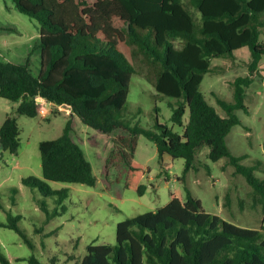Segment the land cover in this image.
<instances>
[{"label":"trees","instance_id":"1","mask_svg":"<svg viewBox=\"0 0 264 264\" xmlns=\"http://www.w3.org/2000/svg\"><path fill=\"white\" fill-rule=\"evenodd\" d=\"M10 1L40 27L23 60H0V97L18 103L15 113L30 118L46 104L67 106L72 113L60 137L39 144L43 180L24 179L25 185L58 195L59 201L68 191L52 190L48 182L96 185L81 147L79 119L98 133L116 134L101 182L118 196L124 190L140 196L147 192L142 180L148 170L134 159L137 138L145 136L161 160L184 159L179 180L195 169L197 154L205 147L212 162L227 159L252 187L264 214V179L255 175L262 162L245 166L244 157L234 156L227 145L228 135L240 124L237 112L248 113L246 88L264 57V0ZM243 49L250 53V75L234 82L233 102L217 97L224 117L200 87L212 59L234 58ZM134 64L144 69L156 96L177 100L171 121L181 134L158 118L155 130L132 126L124 118L132 77L138 73ZM20 132L17 119L8 116L0 128V147L16 154ZM8 220L0 226L19 231L18 219L9 213ZM29 263L40 264L34 256ZM0 264H12L1 251ZM79 264H264V225L237 226L207 213L190 192L186 197L172 192L166 206L118 223L114 245L87 246Z\"/></svg>","mask_w":264,"mask_h":264},{"label":"rangeland","instance_id":"2","mask_svg":"<svg viewBox=\"0 0 264 264\" xmlns=\"http://www.w3.org/2000/svg\"><path fill=\"white\" fill-rule=\"evenodd\" d=\"M39 27L37 20L17 12L10 0H0V60H23L26 47L38 38ZM260 38L264 42V29ZM250 61L248 49L238 51L234 58L212 59V70L205 75L200 91L220 115L225 117L226 113L217 97L233 102L234 82L250 75ZM134 65L138 73L132 77L124 118L132 126L146 130H155L158 118L160 124L181 134L182 129L171 121L177 100L156 96L153 85L144 78V69ZM33 71L37 74L35 59ZM245 104L248 113L237 112L240 124L228 135L227 145L234 156L244 157L241 163L245 166L261 161V171L255 175L264 179V57L259 73L246 88ZM17 107L18 103L0 97V128L8 116H13L21 131L16 154L0 147V223H11L8 220L11 213L18 219L19 228L16 231L0 226V251L12 264H30L32 256L40 264H79L87 246L114 245L118 223L166 206L172 192H179L182 197L190 192L201 200L207 213L237 226L260 229L264 225V214L252 187L227 159L209 160L207 147L198 152L195 169L179 180L184 175V159L161 160L156 145L139 136L134 159L148 170L142 180L147 186L146 194L140 196L124 190L118 196L105 189L101 182L102 166L115 149L116 134L98 133L79 119L81 147L98 181L95 186L48 182L52 190L68 192L61 201L58 195H44L38 188L25 185L23 180H43L39 144L60 137L72 113L65 107L46 104L40 115L30 118L16 114ZM188 120L189 112L184 122Z\"/></svg>","mask_w":264,"mask_h":264},{"label":"crops","instance_id":"3","mask_svg":"<svg viewBox=\"0 0 264 264\" xmlns=\"http://www.w3.org/2000/svg\"><path fill=\"white\" fill-rule=\"evenodd\" d=\"M236 53H237V52H236ZM167 159H170V160H171L172 158L169 157V156H165L164 160H167ZM164 160H163V161H164Z\"/></svg>","mask_w":264,"mask_h":264},{"label":"built area","instance_id":"4","mask_svg":"<svg viewBox=\"0 0 264 264\" xmlns=\"http://www.w3.org/2000/svg\"><path fill=\"white\" fill-rule=\"evenodd\" d=\"M58 107H60V106H58ZM61 107H65V108H67V109H69V110H70V108H69V107H67V106H61Z\"/></svg>","mask_w":264,"mask_h":264}]
</instances>
